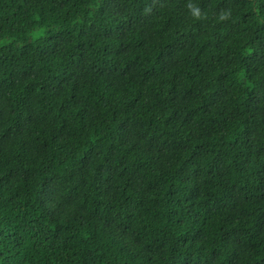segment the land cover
I'll return each instance as SVG.
<instances>
[{
  "label": "trees",
  "instance_id": "1",
  "mask_svg": "<svg viewBox=\"0 0 264 264\" xmlns=\"http://www.w3.org/2000/svg\"><path fill=\"white\" fill-rule=\"evenodd\" d=\"M0 264H264V0H0Z\"/></svg>",
  "mask_w": 264,
  "mask_h": 264
},
{
  "label": "clouds",
  "instance_id": "2",
  "mask_svg": "<svg viewBox=\"0 0 264 264\" xmlns=\"http://www.w3.org/2000/svg\"><path fill=\"white\" fill-rule=\"evenodd\" d=\"M224 18H225V17H223V16L221 17V19H224Z\"/></svg>",
  "mask_w": 264,
  "mask_h": 264
}]
</instances>
